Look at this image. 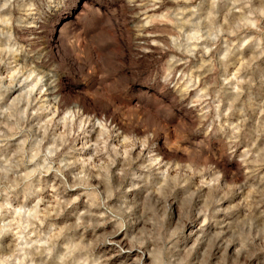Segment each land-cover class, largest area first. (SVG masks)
<instances>
[{"label":"clouds","instance_id":"9594fccd","mask_svg":"<svg viewBox=\"0 0 264 264\" xmlns=\"http://www.w3.org/2000/svg\"><path fill=\"white\" fill-rule=\"evenodd\" d=\"M0 264H264V0H0Z\"/></svg>","mask_w":264,"mask_h":264}]
</instances>
